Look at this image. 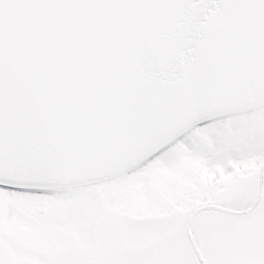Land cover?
Listing matches in <instances>:
<instances>
[{
	"label": "snow or ice",
	"instance_id": "snow-or-ice-1",
	"mask_svg": "<svg viewBox=\"0 0 264 264\" xmlns=\"http://www.w3.org/2000/svg\"><path fill=\"white\" fill-rule=\"evenodd\" d=\"M0 264H264V0H0Z\"/></svg>",
	"mask_w": 264,
	"mask_h": 264
}]
</instances>
